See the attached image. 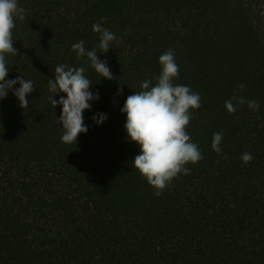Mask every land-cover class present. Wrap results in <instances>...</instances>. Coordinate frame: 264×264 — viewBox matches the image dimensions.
<instances>
[{"label":"trees","instance_id":"obj_1","mask_svg":"<svg viewBox=\"0 0 264 264\" xmlns=\"http://www.w3.org/2000/svg\"><path fill=\"white\" fill-rule=\"evenodd\" d=\"M17 3L26 15L15 21L18 55L6 54V79L22 73L35 91L25 110L13 95L19 84L0 99V264H264V0ZM98 22L117 37L103 54ZM81 40L113 80L77 60ZM170 49L173 83L201 96L186 130L202 159L156 196L134 168L140 149L127 140L121 108L142 82L156 84ZM59 64L85 66L100 97L83 112L88 131L76 144L61 141L62 107L48 99ZM97 113L107 114L103 124ZM220 131L218 155L211 143ZM245 152L254 157L247 164Z\"/></svg>","mask_w":264,"mask_h":264},{"label":"clouds","instance_id":"obj_2","mask_svg":"<svg viewBox=\"0 0 264 264\" xmlns=\"http://www.w3.org/2000/svg\"><path fill=\"white\" fill-rule=\"evenodd\" d=\"M25 15V9L18 6L17 0H0V99L6 98L8 91L19 84L13 90V95L23 110L29 107L27 96L35 91L33 81L24 79L22 73L15 79H6L10 68L5 57L6 54L18 55V50L13 47L12 33L16 27L15 21H23ZM92 30L99 34V54L107 53L112 48V42L117 39L116 35L99 22L92 25ZM72 50L76 52L77 60L83 59L85 65H90L100 77L114 79L107 62L99 59L95 48L86 49L81 40L72 45ZM159 64L161 72L156 77V84L150 86V80L142 82L141 91L129 95L121 108V113L126 114L124 128L127 140L134 142L140 149V154L132 161L134 168L155 189L156 196H160L181 173L190 174L187 164H196L202 159L198 145L191 141L186 130L192 119L190 110L201 107V96L188 86L173 83L179 77L174 50L161 54ZM85 73V66L68 67L59 64L55 67L54 78L48 80V90L51 93L48 99L51 105L54 109L57 105L62 107L58 121L63 130L61 141L66 144H76L78 135L87 133L83 112L91 109L90 101L100 98L98 92L89 90L92 81ZM244 87V84L239 85L240 89ZM60 93L65 95L58 100L53 99ZM119 94H122V89ZM233 99L240 105L247 103L248 108L253 111L259 110L260 105L255 100L246 101L242 96H234ZM225 107L229 113L236 111L232 99L225 102ZM92 119L100 125L107 120V114L97 113ZM223 135V131L213 134L211 147L218 155L222 154ZM253 158L249 152L241 156L244 164Z\"/></svg>","mask_w":264,"mask_h":264}]
</instances>
